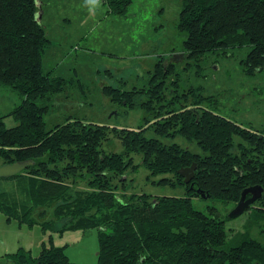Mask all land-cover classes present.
<instances>
[{"label":"trees","instance_id":"trees-1","mask_svg":"<svg viewBox=\"0 0 264 264\" xmlns=\"http://www.w3.org/2000/svg\"><path fill=\"white\" fill-rule=\"evenodd\" d=\"M124 3L118 12H125L131 1ZM44 5L42 0H0V85L21 98L8 115L16 120L15 127L6 128L7 116H0V161L2 166L30 162L9 177L19 180L28 203L2 191L0 213L33 225L36 211L44 229L59 233L97 229L98 264H264V130L220 115L217 101L194 87L184 93L174 90L169 97L176 64L165 58L150 70L147 86L103 89L112 102L144 110L140 127L68 118L48 129L45 116L55 97L73 83L46 71L45 56L53 41L42 24ZM178 29L186 35L184 55L189 60L250 47L243 62L246 73L264 69V0H183ZM171 84L179 86L180 81L175 78ZM151 130L161 138L181 136L203 154L147 136ZM113 138L123 151L103 149ZM136 157L151 175L167 176L156 183L183 186L185 196L128 194L126 182L120 186L117 181H126V173L139 167ZM193 166V178L186 183L179 171ZM256 186L262 188V198L246 211L253 219L244 231L229 233L227 219L216 208L200 211L193 204L198 196L236 206L242 193ZM121 188L124 193L119 194ZM49 214L52 218L45 219ZM255 228L260 238L252 236ZM0 264L77 263L51 240L36 258L19 249Z\"/></svg>","mask_w":264,"mask_h":264},{"label":"rangeland","instance_id":"rangeland-1","mask_svg":"<svg viewBox=\"0 0 264 264\" xmlns=\"http://www.w3.org/2000/svg\"><path fill=\"white\" fill-rule=\"evenodd\" d=\"M125 12H118L125 6L124 0L100 5L90 12L84 0H42L45 4L42 24L46 26L53 47L45 56L46 71L71 79V89L56 96L54 106L45 121L48 129L64 123L68 118H77L86 123L110 127L136 129L144 123L142 108H130L112 102L103 92L104 87H121L131 91L142 88L150 82V70L160 58L176 64L177 76L168 81L169 97L174 90L184 93L194 87L205 96L217 101L218 113L243 127L264 130V69L255 75H248L245 64L250 47L230 50L227 55L206 54L199 62L184 55L186 35L178 29L183 0H130ZM113 6V7H112ZM71 77V78H70ZM179 79L180 84H171ZM21 103V98L9 87L0 85V116H7L6 128L17 125L8 116ZM208 103H204L207 106ZM147 136L161 139L166 144H179L192 152L203 154L196 143L181 136L161 138L154 131ZM107 152H121L119 140L113 138L103 146ZM136 170L126 173V181H117L121 186L126 182L128 194H147L159 197H183V186L156 183L165 175L154 176L141 165L140 157L135 158ZM0 166H2L0 161ZM18 179H0V192L12 199L28 203L22 194ZM124 193L121 188L119 194ZM194 207L207 211L210 207L218 210L227 219L229 233L244 231L250 212L237 218L229 215L236 208L234 203L224 204L215 199L194 196ZM28 225L0 213V259L19 249L30 251L38 257L44 243L54 241L63 247L69 259L77 264H98L100 250L97 229H74L63 233L44 229L38 212ZM49 214L48 218L51 219ZM38 222V223H37ZM257 228L252 236L260 238Z\"/></svg>","mask_w":264,"mask_h":264},{"label":"water","instance_id":"water-1","mask_svg":"<svg viewBox=\"0 0 264 264\" xmlns=\"http://www.w3.org/2000/svg\"><path fill=\"white\" fill-rule=\"evenodd\" d=\"M29 163L30 162H17L14 164L0 166V178H9L21 173L24 169L28 167ZM195 170L196 167L193 166L191 168L180 170L179 174H181L185 178L186 183H190L193 178V172ZM262 192L263 190L259 186L246 189L242 193L239 203L237 204L236 208L231 212L229 217L237 218L244 214L251 204H253L255 201L262 197ZM249 194H252L253 196L252 198L247 199V196Z\"/></svg>","mask_w":264,"mask_h":264},{"label":"clouds","instance_id":"clouds-1","mask_svg":"<svg viewBox=\"0 0 264 264\" xmlns=\"http://www.w3.org/2000/svg\"><path fill=\"white\" fill-rule=\"evenodd\" d=\"M85 5L90 12H93L100 5V0H84Z\"/></svg>","mask_w":264,"mask_h":264},{"label":"flooded vegetation","instance_id":"flooded-vegetation-1","mask_svg":"<svg viewBox=\"0 0 264 264\" xmlns=\"http://www.w3.org/2000/svg\"><path fill=\"white\" fill-rule=\"evenodd\" d=\"M252 196H253L252 194H249V195L247 196V199L252 198ZM261 198H262V197H261ZM261 198H260V199H261ZM260 199H258V200H260ZM258 200H257V201H258ZM257 201H255L253 204H251V205L249 206L248 209H250V208L255 209V208L257 207V206H256V202H257Z\"/></svg>","mask_w":264,"mask_h":264}]
</instances>
